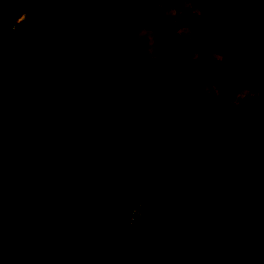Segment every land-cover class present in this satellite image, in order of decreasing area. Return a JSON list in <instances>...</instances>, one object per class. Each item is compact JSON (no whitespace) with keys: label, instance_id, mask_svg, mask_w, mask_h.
I'll use <instances>...</instances> for the list:
<instances>
[{"label":"trees","instance_id":"1","mask_svg":"<svg viewBox=\"0 0 264 264\" xmlns=\"http://www.w3.org/2000/svg\"><path fill=\"white\" fill-rule=\"evenodd\" d=\"M157 1L0 0V182L11 202L42 209L32 220L51 248L39 250L28 219L5 216L0 264H264V0H199L193 40L145 64L129 33ZM220 41L258 93L249 125L207 124L149 165L131 151L86 172L126 142L104 128L115 111L140 130L167 114L194 124L219 115L206 85ZM255 146L239 175L237 152ZM179 166L201 188H176ZM227 191L233 201L216 205Z\"/></svg>","mask_w":264,"mask_h":264},{"label":"rangeland","instance_id":"2","mask_svg":"<svg viewBox=\"0 0 264 264\" xmlns=\"http://www.w3.org/2000/svg\"><path fill=\"white\" fill-rule=\"evenodd\" d=\"M199 0H158L156 3V15L150 20L135 25L129 33L131 45L139 50L140 59L145 64H150L175 40H193L192 32L200 25ZM74 30V28H73ZM231 47L227 42L220 41L213 51V59L217 69L210 77L206 85L208 100L219 107L221 113L207 118L199 123H191L185 118L167 114L165 119L148 129H138L136 120L131 113L124 110L115 111L105 123L104 128L114 134L120 140L126 138V142L118 144L110 160L96 164L86 172L100 171L116 162L125 153L139 151L142 153L145 164L156 162L166 152L178 144L191 139L199 134L207 124L223 123L228 121L238 122L243 128L256 118L259 110L258 101H255L258 93L248 86L242 76V70L236 59L231 55ZM264 81V76H263ZM248 104H252L250 108ZM41 114L35 112L24 121H38ZM40 150L47 149L48 143L43 136L40 141ZM31 155V153H30ZM239 156L235 164V170L239 175L244 174V166L252 164L257 157V148L249 147L236 154ZM80 172V171H79ZM176 188L195 189L201 188V182L189 169L182 166L170 169ZM130 195H133L134 186L127 187ZM0 182V218L5 216L28 219L37 228L36 243L42 253L50 251L49 242L42 238L47 235L45 227L41 223L32 220L36 210L40 207L24 208L9 200ZM234 194L231 191L219 195L216 205L221 206L231 203ZM138 214L136 208L131 217ZM130 217V220H131Z\"/></svg>","mask_w":264,"mask_h":264},{"label":"built area","instance_id":"3","mask_svg":"<svg viewBox=\"0 0 264 264\" xmlns=\"http://www.w3.org/2000/svg\"><path fill=\"white\" fill-rule=\"evenodd\" d=\"M133 218V216L131 217V219Z\"/></svg>","mask_w":264,"mask_h":264}]
</instances>
